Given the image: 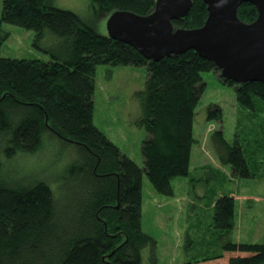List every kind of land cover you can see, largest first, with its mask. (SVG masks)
<instances>
[{"label":"trees","instance_id":"trees-1","mask_svg":"<svg viewBox=\"0 0 264 264\" xmlns=\"http://www.w3.org/2000/svg\"><path fill=\"white\" fill-rule=\"evenodd\" d=\"M90 1L96 17L116 10L146 15L153 8V0ZM237 16L250 23L257 12L243 3ZM206 17V5L193 0L186 17L173 24L198 28ZM2 23L33 31L32 46L50 59L0 56V264H143L142 250L156 242L141 228L142 177L158 194L171 197L172 180L191 175L193 119L206 85L204 72L233 88L243 119H257L253 143L237 133L227 140L221 107H206V120L217 122L210 137L218 164L229 167L232 179H264V161L261 166L255 159L264 148L261 82L225 80L192 49L147 60L132 46L100 35L92 19L50 0H2L0 46L9 36ZM45 35L54 39L47 47L41 46ZM97 65L145 70L144 87L135 92L141 108L137 123L146 133L141 165L93 124ZM44 151L54 155L50 170L25 166L23 157L39 162ZM231 195L210 200L211 226L218 233L214 244L220 252L184 264H264V243L231 240Z\"/></svg>","mask_w":264,"mask_h":264},{"label":"rangeland","instance_id":"rangeland-1","mask_svg":"<svg viewBox=\"0 0 264 264\" xmlns=\"http://www.w3.org/2000/svg\"><path fill=\"white\" fill-rule=\"evenodd\" d=\"M50 1L55 7L71 10L86 21L92 19L97 32L107 35L108 16L96 17L90 0ZM2 29L9 36L0 46V56L42 61L50 59V55L32 46L33 31L5 23H2ZM53 40L45 35L41 46L47 47ZM201 75L206 85L193 119L195 143L191 148V175L172 180L171 197L158 194L147 178L142 177L141 228L156 242L154 248L147 246L142 250L143 264H184L192 258L201 259L219 253L220 246L214 244L218 233L211 226L213 203L210 204V200L229 195L230 192L235 200V227L231 240L237 243H264V179L259 175L247 180L232 179L229 167L218 164L210 137L217 128V122L206 120V107L212 103L221 107V129L227 140H232L237 133L241 139L253 143V134L258 129L257 119L250 122L246 117L242 118L245 114L236 105L232 87L219 83L212 72ZM94 80L93 124L123 154L141 165L140 146L146 133L145 128L137 123L141 108L135 92L144 87L145 70L134 66L97 65ZM244 148L246 154L250 153L249 146ZM43 154L41 160L35 163L34 159L23 157L25 166L50 170L48 164L54 155L47 151ZM255 159H260L257 163L263 165L264 148ZM198 166L204 168L198 169Z\"/></svg>","mask_w":264,"mask_h":264},{"label":"water","instance_id":"water-1","mask_svg":"<svg viewBox=\"0 0 264 264\" xmlns=\"http://www.w3.org/2000/svg\"><path fill=\"white\" fill-rule=\"evenodd\" d=\"M192 1L153 0L146 15L113 11L106 21L107 36L132 46L150 61L192 49L211 61L225 80L264 84V0H201L207 11L203 25L176 28L173 21L186 17ZM243 3L256 9L250 23L237 16Z\"/></svg>","mask_w":264,"mask_h":264},{"label":"crops","instance_id":"crops-1","mask_svg":"<svg viewBox=\"0 0 264 264\" xmlns=\"http://www.w3.org/2000/svg\"><path fill=\"white\" fill-rule=\"evenodd\" d=\"M232 196V195H231Z\"/></svg>","mask_w":264,"mask_h":264}]
</instances>
